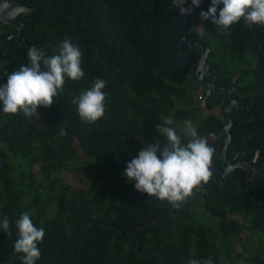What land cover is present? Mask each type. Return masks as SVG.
Here are the masks:
<instances>
[{"label":"trees","instance_id":"obj_1","mask_svg":"<svg viewBox=\"0 0 264 264\" xmlns=\"http://www.w3.org/2000/svg\"><path fill=\"white\" fill-rule=\"evenodd\" d=\"M210 2L187 16V36L201 26L216 71L223 76L240 72L239 83L254 106L237 115L236 125L253 132L252 154L259 150L264 157V26L249 27L241 19L220 31L200 19ZM178 14L171 0H46L34 12L32 26L39 28L34 39L52 54L70 37L82 51L85 77L66 79L65 91L39 109L38 119L15 125L11 151L25 166L14 163L12 171L0 170V216L8 215L11 224L10 235L0 232V264H21L13 249L14 222L24 212L46 230L37 264H188L190 258L264 264V187L244 184L224 205L241 214L257 241L253 249L245 246L233 255L227 238L240 234L242 223L220 213L219 220L203 224L187 206L150 200L139 205L134 181L124 175L141 146L164 141L156 128L163 117L190 119L188 109L178 104L194 87L191 76L199 53L187 64L176 61L171 44L179 39L172 29ZM215 53L227 60L226 67L213 61ZM96 77L107 81L106 112L86 123L72 98ZM75 143L86 160L79 158ZM34 165L43 182H36ZM62 172L73 173L79 182L93 177L87 186L73 188L62 180Z\"/></svg>","mask_w":264,"mask_h":264},{"label":"clouds","instance_id":"obj_2","mask_svg":"<svg viewBox=\"0 0 264 264\" xmlns=\"http://www.w3.org/2000/svg\"><path fill=\"white\" fill-rule=\"evenodd\" d=\"M181 15H188L200 8L202 0H171ZM21 11L13 8L9 0H0V12L15 14ZM202 21L211 22L220 31L243 22L264 26V0H211L206 10L200 11ZM82 51L70 37H65L49 54L47 49L29 46L26 63L6 74V82L0 84V114L22 113L25 118L39 116L41 107L52 105L54 98L65 91L66 79L73 81L85 77L82 66ZM107 81L96 77L90 87L81 90L72 98L83 122L94 123L106 112L105 91ZM173 116L163 117L157 124L164 141L159 139L146 143L138 149L137 155L127 162L124 175L134 181V188L140 193L160 202L180 208L197 186L207 183L213 175L215 145L200 134L198 126L191 120L183 121V135L177 131ZM16 240L14 252L21 264H37L41 257L40 243L46 236L43 226H37L29 212L15 220ZM0 232L11 234L8 215L0 216ZM188 264H214L212 259L190 258Z\"/></svg>","mask_w":264,"mask_h":264},{"label":"flooded vegetation","instance_id":"obj_3","mask_svg":"<svg viewBox=\"0 0 264 264\" xmlns=\"http://www.w3.org/2000/svg\"><path fill=\"white\" fill-rule=\"evenodd\" d=\"M9 2L12 3L13 8H19L21 11L15 14L0 12V84L6 82L7 78L5 76L8 72L14 71L22 63H26V54L29 46L41 47V44L34 39L35 33L39 28L34 29L31 17L34 12L45 7L46 0H9ZM184 23L187 25L186 22ZM199 36L202 37V34L197 32L196 35L187 36V38L191 39ZM203 40L207 44L204 38ZM207 46L210 51L206 61L214 65L210 61L213 56L211 48L208 44ZM188 50L189 46L187 45L184 54ZM196 53H199L197 64L201 56L199 44L195 46L192 58ZM195 67L191 76L192 82ZM215 74L212 91L213 93L217 90L220 92L215 94L210 100H206L201 110L197 109L201 105L203 91L208 88L201 83L194 84V87L189 88L187 99H182L178 104V106L188 109L189 118L198 126L200 134L206 136L209 142L215 145L212 177L207 183L197 186L193 193L183 202L182 206L188 207L194 219H196V209H201L205 214L206 223L219 220L222 214L225 220L234 221L229 217L240 216L245 221L241 214L231 213L225 208V203L223 202L237 197L239 187L244 184L253 187H264V157H262L259 150H255V152L258 151L259 153L256 160H253V132H246L245 129L244 131L236 125V121H238L236 119L237 115L244 114L250 110L254 106V102L248 101L247 91L239 83L240 72L238 70L223 76L215 68ZM229 77L230 79L226 84L219 83L220 79L225 81ZM231 83H233L232 86ZM221 89H226V93L221 91ZM228 104L229 108L226 110V114L230 116L232 125L229 129V140L225 143L224 140L211 138L210 134L224 127L223 109ZM26 119L22 113L0 114V170L12 171L14 165V156L11 151L13 132L15 125L24 122ZM36 119H38V116H35ZM184 120L186 118H180L176 114L173 116L174 126L182 135ZM248 170H252L250 176L247 173ZM227 172L230 174L224 177L223 175ZM248 180L253 181V183H249ZM134 195L140 198L139 205L149 200L154 204L160 203V201L155 202L154 198L149 197L145 193L134 191Z\"/></svg>","mask_w":264,"mask_h":264},{"label":"water","instance_id":"obj_4","mask_svg":"<svg viewBox=\"0 0 264 264\" xmlns=\"http://www.w3.org/2000/svg\"><path fill=\"white\" fill-rule=\"evenodd\" d=\"M208 0H202V4L206 3ZM211 1V0H210ZM42 4V3H41ZM201 4V5H202ZM187 7H191V3H188L186 5ZM198 8L194 9L193 11L197 10ZM192 11V12H193ZM189 15V14H188ZM188 15H181L180 13L175 17L172 29H177L179 33V39L171 44V47L175 48V58L178 63L181 64H187L191 61L192 55L195 50V46L199 44L201 48V56L196 64L195 70H194V77H193V83L195 85L197 84H204L208 88L203 91V96L201 100V105L197 110H201L204 102L206 100H210L214 97L215 94H218L220 91L217 90L215 93H213L214 88V78L216 76L215 74V67L212 64L207 63V57L210 49L208 48L207 44L204 42L202 37H192L191 39L187 38L186 35V25L185 20ZM189 46V50L187 53L184 54L186 46ZM233 83H231V86ZM224 93H226V89H221ZM227 95V94H226ZM229 108V104L224 107L223 109V121H224V127L220 130H217L210 134L211 138L218 139V140H224L225 143L229 140L230 137V126L232 125L231 118L228 114H226V110ZM247 169V167H245ZM252 170H248V175L250 176ZM230 173L227 172L223 176L226 177ZM249 183H253V181H249ZM159 204H165L164 202H160Z\"/></svg>","mask_w":264,"mask_h":264},{"label":"rangeland","instance_id":"obj_5","mask_svg":"<svg viewBox=\"0 0 264 264\" xmlns=\"http://www.w3.org/2000/svg\"><path fill=\"white\" fill-rule=\"evenodd\" d=\"M197 29V32L199 34H202L203 30L201 28V26H197L196 27ZM222 56L219 54V53H215V56L213 57V61H221V65L223 67H226L227 66V60L226 59H223L222 60ZM76 145V148H77V152H78V155H79V158L81 160H86V158L83 156L82 152L80 150H78V147H77V144L75 143ZM14 163L16 166H25V162L22 160V159H18V158H14ZM71 166H74L75 163L74 162H71L70 163ZM33 172L36 174L35 175V180L36 182H43V174L39 172V169H38V166L37 165H34L33 166ZM115 173H119V171H113L112 174H115ZM61 177H62V180L70 185L71 187L73 188H82V187H85L87 186L93 175L91 174V176H83L82 177V181L79 182L77 181L74 176H73V173H70V172H62L61 174ZM40 195L42 196L41 198H43V196L45 197V191L42 190L40 191ZM26 200H28V198H25ZM224 203H227V202H224ZM52 209L48 210V213H50ZM196 219L198 222H201L203 224H207L206 223V219H205V214L203 211H201V209L197 208L196 209ZM230 219H233V220H237L239 223H242L243 226H244V229L243 231H241L240 234L238 235H231L227 238V246L230 248V253L231 254H237V253H242L243 252V249L244 247H248L249 249H253V245L257 243V241H255L252 236H251V233H250V225L247 221H243V219L240 217V216H236V217H229ZM255 236L253 237H257V238H261V237H258L257 234H254Z\"/></svg>","mask_w":264,"mask_h":264},{"label":"built area","instance_id":"obj_6","mask_svg":"<svg viewBox=\"0 0 264 264\" xmlns=\"http://www.w3.org/2000/svg\"><path fill=\"white\" fill-rule=\"evenodd\" d=\"M61 135L63 136L64 135V130H62L61 131ZM258 151H256L255 153H254V156H253V160H256V158H257V156H258Z\"/></svg>","mask_w":264,"mask_h":264}]
</instances>
